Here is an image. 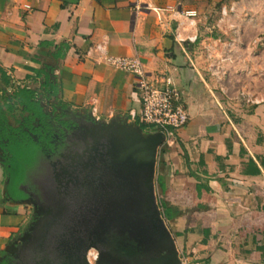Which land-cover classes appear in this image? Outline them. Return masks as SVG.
Instances as JSON below:
<instances>
[{
    "label": "crops",
    "instance_id": "crops-1",
    "mask_svg": "<svg viewBox=\"0 0 264 264\" xmlns=\"http://www.w3.org/2000/svg\"><path fill=\"white\" fill-rule=\"evenodd\" d=\"M108 56H137L149 80L181 91L189 118L155 185L181 212L170 226L182 264H264V0H0L4 81L38 80L53 102L99 119L134 118L136 78ZM4 174L0 163V256L31 210Z\"/></svg>",
    "mask_w": 264,
    "mask_h": 264
},
{
    "label": "water",
    "instance_id": "water-1",
    "mask_svg": "<svg viewBox=\"0 0 264 264\" xmlns=\"http://www.w3.org/2000/svg\"><path fill=\"white\" fill-rule=\"evenodd\" d=\"M68 113L75 117L84 116L86 111ZM88 115L91 120L76 132L80 142L68 153L55 178L56 189L51 190V196L58 198L59 212L74 219L73 227L49 226L34 235L38 221L34 222L4 248L0 264H11L12 256L19 255L32 240L36 243L32 252L35 264H92L91 249L97 251L94 264H182L175 236L156 197L163 132H150L137 118L121 114L110 120ZM20 202L31 204L27 199ZM127 230L141 237L154 253L133 260L127 244L119 245L114 253L100 248L106 234ZM75 232L81 234V247L76 251L75 241L65 237Z\"/></svg>",
    "mask_w": 264,
    "mask_h": 264
},
{
    "label": "flooded vegetation",
    "instance_id": "flooded-vegetation-1",
    "mask_svg": "<svg viewBox=\"0 0 264 264\" xmlns=\"http://www.w3.org/2000/svg\"><path fill=\"white\" fill-rule=\"evenodd\" d=\"M40 83L38 88H32L28 84H15L9 80L4 81L0 74V95L6 96L8 102L12 105L21 106L25 111V116L22 119L19 129L12 130V127L6 122L5 118L0 117L2 123L7 128L8 134H13L17 144L11 142L8 138L2 142L3 131L0 128V163L3 165L4 170L9 177L7 184V192L13 201L20 202L27 199L31 201L28 204L31 207L29 221L27 227L34 222L38 221L35 229L32 231L34 235H38L43 229L52 226L63 227L69 225L73 227L74 219L68 218L66 213L59 212L61 209L58 198L51 196V190L54 188H45L39 185V182H31L28 180V174L26 169L23 170V177L18 178L17 174L11 176L10 170L16 171L13 166V157L15 151L31 145L35 153L32 160L21 161L24 168L26 165L35 161V158L41 156L47 160L48 164L52 166L51 175L55 179L60 173L62 163L66 160L68 153L76 148L80 139L77 138L79 129H83V123L90 121V116L86 113L84 116H73L69 112H77L70 108L60 106L58 103L53 102L46 97L43 89V83L35 80L31 82ZM30 84V82H28ZM30 89L32 93L31 99L37 105L34 110H30L29 107L20 102L22 89ZM73 142H76L74 144ZM15 145V146H14ZM19 145V146H18ZM17 147V149H15ZM21 173V170L19 171ZM48 209H52L51 213H48ZM68 218V219H67ZM53 228V229H54ZM69 232H72L70 228ZM69 241H75V251L80 249L81 241L79 238L81 234L78 232L67 234ZM93 238V237H92ZM106 242L100 244V248H106L110 253H114L119 245L122 243L127 244L131 258L142 259L154 253L153 249H148L147 243H144L142 238L132 234L131 230L125 231L124 234L116 233L115 231L106 234ZM36 247L34 240L30 241L26 247H24L19 255L12 256L11 264H35L32 257L33 249ZM132 264H136L132 262Z\"/></svg>",
    "mask_w": 264,
    "mask_h": 264
},
{
    "label": "built area",
    "instance_id": "built-area-1",
    "mask_svg": "<svg viewBox=\"0 0 264 264\" xmlns=\"http://www.w3.org/2000/svg\"><path fill=\"white\" fill-rule=\"evenodd\" d=\"M107 62L124 71L134 74L135 87L141 102L139 113H133L150 132L161 131L165 136L163 144L171 147L175 144L177 131L189 118L182 101L181 91L171 77H163L158 84L148 79L144 63L139 57L108 56ZM223 61L227 60L225 56ZM249 103H260L259 99L247 98Z\"/></svg>",
    "mask_w": 264,
    "mask_h": 264
},
{
    "label": "rangeland",
    "instance_id": "rangeland-1",
    "mask_svg": "<svg viewBox=\"0 0 264 264\" xmlns=\"http://www.w3.org/2000/svg\"><path fill=\"white\" fill-rule=\"evenodd\" d=\"M260 100V99H259ZM263 101L260 100V103H262ZM255 104H259V103H255ZM25 116V111L22 109L21 106L18 105H14L12 107V105L10 104V102H8V99H6V96L4 95H0V117L5 118L6 122L12 127V130H18L19 129V125L22 121V119ZM147 130V129H146ZM2 139V142H4V140L6 139L4 136ZM15 146V145H14ZM19 146V145H18ZM164 147H168L165 144H162L158 150V162L157 164L159 165V158H160V153L163 150ZM15 149H17V147H15ZM16 152V157L18 161H24V160H32V158L34 157L33 154L35 153L34 148L31 145H28L27 147L23 146L22 148L17 149ZM157 167V166H156ZM26 172L28 174V180L31 182H39V185L42 187H47L49 189L56 187V181L55 179L52 177L51 175V170H52V166L48 164L47 160H45L43 157L39 156L37 158H35L34 162H31L30 164L26 165ZM7 174L5 172V174L2 176V180H6ZM162 192L160 191V193L157 194L156 192V197L159 203V206L161 208V210L164 209L165 207V202H163V196H162ZM176 212V211H174ZM173 212V213H174ZM31 214V213H30ZM29 214V216H30ZM176 218V216H175ZM171 219L170 220H166L168 226L171 229ZM179 240H181V238H178ZM181 245V244H179ZM178 249H180V256L183 257L184 252L182 250V246H178ZM96 252V250L91 249L90 252ZM95 262V258H93L92 260V264H94Z\"/></svg>",
    "mask_w": 264,
    "mask_h": 264
},
{
    "label": "trees",
    "instance_id": "trees-1",
    "mask_svg": "<svg viewBox=\"0 0 264 264\" xmlns=\"http://www.w3.org/2000/svg\"><path fill=\"white\" fill-rule=\"evenodd\" d=\"M32 93L33 92L30 89H27V88L22 89L21 98H20L21 99L20 102L26 104L30 110H34L37 106L34 103V101L31 99ZM4 126L5 125L2 123V121L0 119V128L2 129L1 131H3V133H2L3 136L5 138H8L11 142H14L17 144L18 142L15 140V136L13 134H8L7 128H5ZM142 126L145 128V126L143 124H142ZM168 148H170V147L169 146L164 147L163 150L161 151V153L162 154L165 153L168 150ZM16 160H17V157H16V153H15V156L13 157L12 163H13V166L15 167L16 171L14 173L13 170H10L11 176H14L17 174L18 178H22L23 177L22 172H23V170H25V168H24L22 162H20V161L16 162ZM20 170H21V173L19 172ZM180 213H181L180 211H176L172 215V211L167 205H165L164 209L162 210V215L164 216V218L166 220H170V218L178 216V215H180ZM3 264H5V263H3Z\"/></svg>",
    "mask_w": 264,
    "mask_h": 264
}]
</instances>
